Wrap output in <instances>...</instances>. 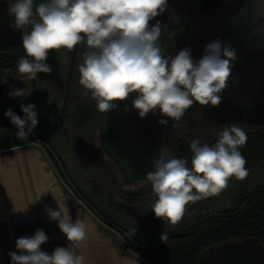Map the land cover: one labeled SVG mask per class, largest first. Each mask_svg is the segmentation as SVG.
Returning <instances> with one entry per match:
<instances>
[{
  "label": "clouds",
  "instance_id": "clouds-1",
  "mask_svg": "<svg viewBox=\"0 0 264 264\" xmlns=\"http://www.w3.org/2000/svg\"><path fill=\"white\" fill-rule=\"evenodd\" d=\"M167 8V0H9L13 26L20 30L24 55L18 60L17 71L27 80H36L38 73L50 75L48 60L51 50H72L84 43L86 51L78 66L79 83L95 100L100 112L109 113L136 93L132 107L141 118L150 112L179 122L195 103L218 106L222 91L227 88L236 51L216 38L204 47L195 60L188 48L175 56H165L159 43L161 25L150 21ZM23 82V80H21ZM7 84V79L2 80ZM13 98H27L26 88L14 89ZM24 116L12 109L4 116L17 128V136L28 139L38 125L34 104H21ZM127 110V107L126 109ZM158 123L168 124V119ZM247 134L239 124L223 125L214 144H201L199 139L189 144L191 158L172 157L161 149L154 169L147 180L156 196L152 212L165 223L177 224L190 202L218 196L227 189L230 179L239 181L249 175L247 161L240 149ZM49 219L56 221L69 242L86 238L87 225L68 211L45 208ZM166 239V234L162 235ZM49 237L43 229L15 241L10 251L11 264H82L83 257L71 246H57L51 253L42 245Z\"/></svg>",
  "mask_w": 264,
  "mask_h": 264
},
{
  "label": "crops",
  "instance_id": "crops-1",
  "mask_svg": "<svg viewBox=\"0 0 264 264\" xmlns=\"http://www.w3.org/2000/svg\"><path fill=\"white\" fill-rule=\"evenodd\" d=\"M34 3L41 2L34 0ZM57 51L51 50L46 61L51 67L60 64ZM4 78L7 84L2 82ZM61 79V75L48 77L38 73L36 80L25 78L18 82L5 72L0 73V101L21 98L9 95L14 89L26 88L30 92L28 97L37 94L40 101L37 113L43 120L41 129L47 131V143L75 188L92 203L94 188L90 183L98 177L96 170L98 175L102 174L109 155L104 152L97 120L90 118L93 113L59 105L64 93ZM69 94L87 96L80 91L78 80H72ZM16 133L13 124L0 123V264H11L9 252L16 250V239L31 236L37 229H43L49 237L41 246L44 251L51 253L57 246L67 247L71 243L73 251L83 257L82 264H151L126 243L119 245L118 231L100 221L75 194L43 145L30 133L28 139H21ZM58 204L68 211L73 221L78 217L87 225L83 241L69 242L57 222L49 219L45 208L58 209Z\"/></svg>",
  "mask_w": 264,
  "mask_h": 264
},
{
  "label": "rangeland",
  "instance_id": "rangeland-1",
  "mask_svg": "<svg viewBox=\"0 0 264 264\" xmlns=\"http://www.w3.org/2000/svg\"><path fill=\"white\" fill-rule=\"evenodd\" d=\"M39 1L44 2V0ZM210 2H212L210 5L204 6L202 0H191L190 14L182 16L177 25L168 32L166 41L161 46L162 54L171 57L180 50L188 48L192 57L198 60L204 53L208 39L212 41L220 38L235 49L237 56L232 62L233 67L228 86L222 91V94L226 95L224 98L230 102L235 100L236 103L255 105L259 102L258 96L264 88V16L255 8H251L249 2L243 3L238 12L233 10L236 5L233 0H211ZM131 96L130 94L129 98ZM134 99L130 98L129 103L127 100L119 102L124 106H131ZM221 103L226 102L221 100ZM130 109L134 113L126 115L122 122V133L136 143L140 152H146L148 148L146 142L149 137L154 136L152 124H154L156 112H150L146 117L141 118L137 110ZM227 124L208 123L199 117L196 110L186 112L179 122L172 121L170 136L162 149L175 157L178 140H182L185 133L192 134L194 140L199 139L201 144H204L217 137L222 126ZM238 124L243 129L253 128L264 132L263 127ZM190 158L191 154L188 158L189 166H191ZM121 168L109 156V163L104 164L102 177L98 175L97 170L95 171L98 177L90 183V187L94 189L91 193L92 199H89L93 204L88 202L139 243L152 241L159 237L157 232L160 230L173 232L187 227L194 222L199 213L206 210L225 208L232 210L239 199L238 196L264 183V161H262L249 170V175L245 180L239 181L232 177L227 189L218 196L190 202L191 208H194L191 210L186 208L181 221L172 224L165 223L162 218H157L152 212L156 196L149 190L151 184L147 177L126 181ZM117 233L118 243L123 246L122 240L125 237Z\"/></svg>",
  "mask_w": 264,
  "mask_h": 264
},
{
  "label": "flooded vegetation",
  "instance_id": "flooded-vegetation-1",
  "mask_svg": "<svg viewBox=\"0 0 264 264\" xmlns=\"http://www.w3.org/2000/svg\"><path fill=\"white\" fill-rule=\"evenodd\" d=\"M168 4H169V0H167V8H168ZM167 8L165 9V11L161 15H159V16L155 17L153 20H151L150 24L154 25L157 22H159L161 25V23L163 22V20L165 18ZM22 35H23V33H22ZM57 50H58L57 52L61 56V59L59 61H57L60 64L52 66L51 67L52 72L50 75L47 74V76L49 77V76H52L54 74H57V75H61V77H62L61 83L64 87V93H63V96H62V99H61L59 105L61 107L69 106L72 110L89 111V112L93 113L90 115V118L94 117L98 122V126H100V135L102 136V139H103L104 148H105L107 154L109 156H111L113 158V160H115L119 164V166L122 167L121 169H123L126 181H130V180L134 181V179H139L143 176H146L147 172L152 171L154 169V162L158 158L160 150L163 148V146L165 145V143L167 142V140L170 136L172 120L169 121V125L165 130L166 132L164 133L161 141L159 143H156V146L151 147L146 152H144V151H142V153L139 152L140 150H138V147H136V143L134 141L129 140L128 137H126V135L122 133V128H123L122 122L125 119L124 118L125 115L132 112V109H130V108H133L132 104H130L131 106H124L122 103L117 101L116 103L118 104V107L116 109L110 111L109 113H104V112H100L97 110L95 100L92 99L90 92L87 94L86 98H82L80 96L71 97L69 94V88H70V85L72 83V80H78L79 81V79H80V73L78 70V66L83 62V55H84V52L86 51V45L84 43H81V44L77 45L72 50H68V49H64V48L57 49ZM24 54L25 53H24V50L22 48V36L18 40L17 44L8 46L6 49H0V67L12 69V70L5 72V73L8 74V76L17 80L18 82H20L22 79H25V78L22 77L20 73H18L17 67H15V68H13V67L18 63L19 58L21 56H23ZM0 73H3V72L0 71ZM81 90H83V92L85 93V89L83 88V86L80 85V91ZM131 95L132 96L130 98H134V97H136L137 94H134V95L131 94ZM129 99H126L127 102L129 101ZM39 103H40V101H39V97L37 96V94L32 93L31 97H27L26 99L25 98H17V99H14L12 101H9V102L0 101V109H3L1 111V113H3L5 111H7L8 109H12L15 106H18L21 104H24V105L34 104L36 106V110L38 111V109L40 107ZM126 107H127V110H125ZM206 108H208V106H202V105L197 104V105H193L186 112L196 110L199 113V117L208 123H215V124H227V123H229V124L237 123L238 124V123H242V124H250V125H255V126H259V127L264 128L263 124L256 123V122H263L264 123L263 120L258 121V120H251V119H247V118L223 119L220 116H216V115L211 114L209 112L210 110L207 111ZM128 109H130V110H128ZM15 111H21V109L13 110V112H15ZM87 116L88 115H86V118L89 119V116L88 117ZM21 117H23V116H21ZM37 119H38V125L36 128H38V130L35 128V131L40 135V137L47 138V135H48L47 131L45 129H41L42 124H43V120L39 116V114L37 116ZM190 127H192V126H190ZM244 131L246 132V134L251 135L250 140H253V138H255L259 141V143L264 144V132L263 131L253 129V128L252 129H244ZM255 132H258L257 134H255L256 136H254ZM37 133L36 134L34 133V134L38 138H40L37 135ZM183 136L184 137L182 140H178L175 157L178 158L179 148H185L186 147V148H188V155L185 158L188 159L190 157V154H191L189 144L192 140H194V137L190 133H187V134L185 133ZM216 139H217V137L210 139L208 144H210V145L214 144ZM140 153L143 155H141ZM140 156L143 158V162H141ZM262 161H264L263 157L260 158L256 162H251L249 164H246V167L248 170H251L256 163H260ZM263 187H264V183L261 185H258L256 187H253L248 191L246 190L245 193L238 196L239 199L235 205L236 209H234L231 213H228V214H237L244 207V205L247 202H249L254 197H256L260 192L264 191V190L260 191L261 188H263ZM251 192H252V194H250ZM248 194H250V195H248ZM250 197H252V198L247 201V199H249ZM242 198H244V199L242 200ZM243 203H244L243 207L237 213H234L237 209L240 208V206ZM186 208H187V210H191L194 207L191 208V206L189 204L186 206ZM200 209H202V208H200ZM225 209H222V210L221 209H215V210L209 209V210H206L205 212L199 213L198 216L200 214H203V216H204V215H206L208 213H212V212H218V213H220L219 215H222V214H225L223 212ZM216 216H218V215H216ZM125 239L126 238H123L124 243H126ZM243 239L256 240L257 243L260 244L264 248V243L259 242V240L255 237H245V238L235 239V240H231V241L223 242V243H236V242L241 241ZM223 243H219V244H216L214 246H210L209 248H207L206 250L203 251L201 256L203 254L207 255L210 251L213 250L214 247H216L220 244H223ZM259 255L262 258L261 264H264V252L259 253ZM199 264H208V261H206L205 263L199 262Z\"/></svg>",
  "mask_w": 264,
  "mask_h": 264
},
{
  "label": "water",
  "instance_id": "water-1",
  "mask_svg": "<svg viewBox=\"0 0 264 264\" xmlns=\"http://www.w3.org/2000/svg\"><path fill=\"white\" fill-rule=\"evenodd\" d=\"M211 0H202V5L208 6L212 2ZM236 2V5H234L233 9L234 11H237L241 8L240 6L243 5V3H247L251 6V8H255L259 13H261L264 16V0H233ZM191 0H169L168 8L166 11L165 18L163 22L161 23V35L159 38L160 46H162L166 41V36L168 32L177 25L179 19L182 16H186L190 14L191 12ZM14 17H12L9 14V0H0V49H6L8 46L17 44L18 40L22 36V32L20 30H17L13 26ZM264 24V22H263ZM211 39H208V42H210ZM18 63L13 67H17ZM12 69L10 68H3L0 67L1 72H8ZM221 100L225 101L226 103H221L218 106H212L207 105L208 108H206L207 111H209L211 114L220 116L223 119L228 118H247L251 120H258L264 121V88L262 89V93L259 94V102L255 105L251 104H242V103H236L234 101H228L224 98L226 96L225 94H220ZM136 98V97H134ZM199 104L198 102L194 105ZM21 109L20 105L15 106L12 108L13 110ZM4 113H0V118L4 116ZM133 114L134 111L130 112ZM127 115V114H126ZM126 115L124 118H126ZM160 119H168L167 125H162L158 123V120ZM170 119L167 117H162L159 112H156V115L154 117L152 124V129L154 128V136L149 137L146 142L147 150H149L151 147L156 146V143H159L166 132V128L169 125ZM263 124V122H256ZM154 126V127H153ZM32 138L39 142L41 145L45 147V149L49 152L53 160L55 161L56 165L58 166L62 176L64 177L66 183L71 187V189L75 192V194L93 211V213L101 219L104 223L111 226L112 228L116 229L118 232H120L129 242L134 244L137 248H146L154 245L157 243L162 235L159 237L153 239L150 243L146 245H141L137 243L133 238H131L125 231H123L120 227L113 224L111 221H109L106 217H104L99 211H97L82 195L81 193L75 188L73 183L71 182L70 178L68 177L67 173L65 172V169L59 159V157L56 155V153L53 151L52 147L47 143L42 141L40 138H38L33 131L30 133ZM146 150V151H147ZM140 152V151H139ZM142 153V152H141ZM140 153V154H141ZM143 155V154H141ZM141 157V156H140ZM141 162H143V158L141 157ZM264 190V187L261 188L260 191ZM257 194V193H256ZM255 196V195H254ZM253 197V196H252ZM252 197H250L248 200H250ZM246 201V202H247ZM244 203L240 206L239 209H237L234 213H237L242 207ZM218 212H212L204 215L189 231L185 232H167L165 233L166 236H179V235H187L193 231H195L200 224H202L206 219L219 215ZM264 252V248L257 243L256 240L251 239H243L241 241H238L236 243H223L213 248L212 251H210L207 255H202L199 258V262L205 263L208 261V264H261L262 258L260 257L259 253Z\"/></svg>",
  "mask_w": 264,
  "mask_h": 264
},
{
  "label": "trees",
  "instance_id": "trees-1",
  "mask_svg": "<svg viewBox=\"0 0 264 264\" xmlns=\"http://www.w3.org/2000/svg\"><path fill=\"white\" fill-rule=\"evenodd\" d=\"M2 110L0 109V113ZM14 113L18 116H24L22 111H15ZM0 123L12 125L9 118L5 116L0 118ZM33 132L37 133L35 129ZM257 133L255 132L254 136ZM37 135L40 137L38 133ZM250 137L251 135L247 134V142L240 149L246 158L247 164L264 158V144L259 143L255 138L250 140ZM40 139L48 142L47 138L40 137ZM187 155L188 148H179L178 158H185ZM149 190L152 191L151 188ZM234 209L236 207L232 210L225 209L223 211L225 214L208 218L195 231L187 235L166 236V239L162 240L161 238L150 247L137 248L127 239L125 241L129 248L151 264H199L201 254L210 246L245 237H255L259 242L264 243V191L247 202L237 214H228ZM202 216L203 214H200L187 227L173 232L190 230ZM167 232L171 231L160 230L157 232V236ZM133 239L135 240V238ZM150 242L151 240L137 243L146 245Z\"/></svg>",
  "mask_w": 264,
  "mask_h": 264
},
{
  "label": "built area",
  "instance_id": "built-area-1",
  "mask_svg": "<svg viewBox=\"0 0 264 264\" xmlns=\"http://www.w3.org/2000/svg\"><path fill=\"white\" fill-rule=\"evenodd\" d=\"M122 243H124V241L122 240Z\"/></svg>",
  "mask_w": 264,
  "mask_h": 264
}]
</instances>
